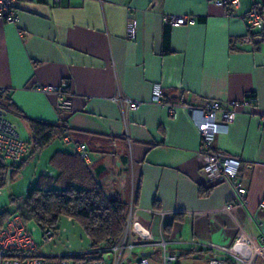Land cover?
I'll use <instances>...</instances> for the list:
<instances>
[{
  "label": "crops",
  "instance_id": "1",
  "mask_svg": "<svg viewBox=\"0 0 264 264\" xmlns=\"http://www.w3.org/2000/svg\"><path fill=\"white\" fill-rule=\"evenodd\" d=\"M214 2H16L18 21L0 19V90L20 112L5 115L22 121L28 138L26 119L60 127L62 138L54 137L34 154L49 149V160L56 151L77 154L76 146L83 144L89 155L84 163L97 187L132 207L135 225L153 237L163 233L181 241L169 247L179 256L177 264H206L212 258L229 263L233 256L261 264L264 24L258 41L240 40L251 7L263 11L264 21V0H241L231 17ZM169 15L194 22L165 26L163 17ZM131 19L134 40L126 36ZM155 83L161 84L164 104L150 101ZM63 84L70 112H59L56 95L42 90ZM247 93L254 94L255 104L238 107L227 134L214 140L217 150L239 160L235 180L246 188L245 204L225 213L220 210L234 201L235 191L229 183H210L200 169V137L186 107L240 100ZM125 99L137 108L130 109ZM29 150L28 145L25 157ZM42 172L57 173L53 167ZM201 188H209L206 195H200ZM141 253L133 252L125 263Z\"/></svg>",
  "mask_w": 264,
  "mask_h": 264
},
{
  "label": "built area",
  "instance_id": "2",
  "mask_svg": "<svg viewBox=\"0 0 264 264\" xmlns=\"http://www.w3.org/2000/svg\"><path fill=\"white\" fill-rule=\"evenodd\" d=\"M20 1L36 0H0V19L9 24L18 21L15 3ZM47 1V0H46ZM57 4L59 0H49ZM216 5L222 7L227 16H234L241 6V0H215ZM263 11L260 8L251 7L245 14V26L247 34L240 40L242 43L250 40L258 41V33L262 30ZM163 22L170 27L193 23L194 19L185 16H164ZM136 35V21L131 19L126 26V36L134 40ZM44 92H51L56 95L55 108L59 112H70L72 102L68 97L66 85L42 88ZM161 84L152 85L150 101L157 104H164L162 99ZM130 109H135L138 103L129 99L124 100ZM255 104L253 93H247L240 100H228L220 102L209 100L199 107L187 106L189 120L200 137V148L198 160L200 169L206 175L210 183H229L232 185L235 196L233 202L226 203L220 211L231 212L235 205L245 204L246 188L235 179L238 174L239 160L236 157L225 155L214 147V140L219 135H226L232 122L236 109L240 106L252 107ZM169 113H174L172 106L168 107ZM261 129L264 131V115L259 117ZM65 143L68 138H63ZM76 153L83 160L89 161L86 147L79 144L75 148ZM27 154L25 142L19 137L16 127L5 118V110L0 105V158L6 163H19ZM260 206L264 208V200H260ZM53 228H46L42 233V241L47 242L53 236ZM145 232L143 235L142 232ZM251 243V240H249ZM181 243L180 240L169 238L160 233L153 237L141 226L135 225L133 221L132 207L126 213L125 224L120 235L116 239H110L106 245L90 247L81 253L73 254H41L37 250L31 234L27 230L19 216H12L0 227V264H150L146 256H139L132 259L135 249H158L159 264H177L179 256L171 253V245ZM258 243L264 245V236L258 238ZM206 264H256L253 261L233 256L232 262L224 259H209ZM261 264H264V260Z\"/></svg>",
  "mask_w": 264,
  "mask_h": 264
},
{
  "label": "trees",
  "instance_id": "3",
  "mask_svg": "<svg viewBox=\"0 0 264 264\" xmlns=\"http://www.w3.org/2000/svg\"><path fill=\"white\" fill-rule=\"evenodd\" d=\"M165 26H169L166 25ZM168 34L163 35V51H168ZM0 102L5 111L19 114V110L7 100L0 90ZM29 128L30 154L44 148L54 137L62 138L60 127L38 120L26 119ZM28 150V147H27ZM29 155L11 165V172L18 171ZM48 163L57 173L54 176L41 174L35 187H29L23 202L18 207L19 218L25 224L33 222L39 229H56L60 220L69 217L77 221L89 240L90 247L106 245L116 239L125 224L128 207L117 198H108L97 187L85 163L77 154L65 151L54 152ZM0 158V175L7 169ZM2 181H0V186ZM208 189H200L206 195ZM11 216L0 213V227Z\"/></svg>",
  "mask_w": 264,
  "mask_h": 264
},
{
  "label": "rangeland",
  "instance_id": "4",
  "mask_svg": "<svg viewBox=\"0 0 264 264\" xmlns=\"http://www.w3.org/2000/svg\"><path fill=\"white\" fill-rule=\"evenodd\" d=\"M6 119L14 122L19 137L25 142L28 147V131L26 125L15 119L11 113H6ZM13 123V124H14ZM50 150L42 151L37 154H30L27 161L16 172H11V163L6 162L9 166L0 175V213L6 211L10 216H19L18 207L23 202L24 196L29 187L33 188L39 175L48 174L42 172L51 168L48 163V152ZM45 169V170H44ZM10 217V218H11ZM25 226L34 242L37 244V250L41 254H73L81 253L90 248V243L85 236L81 225L72 218L64 217L60 220L56 229H52L53 236L47 241H42L43 229H39L33 222H25ZM146 249H135L134 252L140 254ZM159 251L152 249L151 255L147 256L150 264H159Z\"/></svg>",
  "mask_w": 264,
  "mask_h": 264
},
{
  "label": "water",
  "instance_id": "5",
  "mask_svg": "<svg viewBox=\"0 0 264 264\" xmlns=\"http://www.w3.org/2000/svg\"><path fill=\"white\" fill-rule=\"evenodd\" d=\"M142 234L144 235L145 232H142ZM142 256H147L148 255V252H144V253H141Z\"/></svg>",
  "mask_w": 264,
  "mask_h": 264
}]
</instances>
